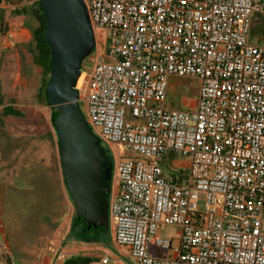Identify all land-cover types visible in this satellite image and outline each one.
I'll return each mask as SVG.
<instances>
[{"label":"built area","instance_id":"2783aa9c","mask_svg":"<svg viewBox=\"0 0 264 264\" xmlns=\"http://www.w3.org/2000/svg\"><path fill=\"white\" fill-rule=\"evenodd\" d=\"M83 2L94 64L75 90L112 164L114 247L134 264H264V47L249 43L264 0ZM170 77L197 79L195 109L166 105Z\"/></svg>","mask_w":264,"mask_h":264},{"label":"rangeland","instance_id":"374dc122","mask_svg":"<svg viewBox=\"0 0 264 264\" xmlns=\"http://www.w3.org/2000/svg\"><path fill=\"white\" fill-rule=\"evenodd\" d=\"M101 32H97L100 38ZM250 35L264 38V15L253 13L250 23ZM92 55L82 63V70L93 67ZM198 81L194 78L170 77L166 95V105L170 108L183 109L182 101L195 98L198 94ZM81 110L83 107L80 105ZM28 116L36 119L30 138H10L13 150L5 160L0 142V187L8 184L3 199L2 222L7 244V254L11 264H62L67 258L80 253L91 257H100L104 253L116 255L112 243L111 228L108 222L107 233L99 236L105 243V249L96 244L79 241L75 234L68 233L70 220L74 214L73 205L68 199L62 182L59 166L57 140L48 130L50 111L45 115L28 110ZM13 125L10 132H14ZM105 149L104 145L101 144ZM5 163V162H4ZM27 164V166L25 165ZM264 232V211L262 218ZM179 228L163 226L161 236L172 238ZM4 235L2 238H4ZM63 241L65 244H63ZM84 249V250H83ZM124 250V249H123ZM125 251V250H124ZM120 264H134L130 258L119 257Z\"/></svg>","mask_w":264,"mask_h":264},{"label":"water","instance_id":"95a60500","mask_svg":"<svg viewBox=\"0 0 264 264\" xmlns=\"http://www.w3.org/2000/svg\"><path fill=\"white\" fill-rule=\"evenodd\" d=\"M46 22L50 80L45 95L57 134L59 166L74 204L77 236L90 240L108 231L111 163L78 102L76 82L95 36L83 0H37ZM2 0H0V4Z\"/></svg>","mask_w":264,"mask_h":264},{"label":"crops","instance_id":"0c3cea01","mask_svg":"<svg viewBox=\"0 0 264 264\" xmlns=\"http://www.w3.org/2000/svg\"><path fill=\"white\" fill-rule=\"evenodd\" d=\"M34 3L35 0H2L0 4V113L6 107L13 108L21 113L19 117L0 116V142L3 145L5 154V163L3 162L5 168L9 166V162L5 160L11 152L9 150L14 148L11 147L8 140L16 137L24 140L30 138L32 126L35 124L36 119L29 117L27 111L34 108L36 112L38 111L42 115L50 111L48 104L44 103L43 97L38 94L42 81V70L33 61L32 28L34 22L28 15L22 13L23 8H30ZM249 43L264 47V38L260 36L252 37L249 31ZM196 101L197 96L189 101L184 99L182 101L183 109H195ZM48 123V130H50L56 141L50 119ZM13 125L18 127L14 128V132H10L9 129ZM25 165L27 166V164ZM6 187H8L6 183H2L0 187V221L2 225V205ZM4 233L3 226L0 238L7 250V239ZM3 235L4 238H2ZM77 251V256L91 257L88 254L80 253L82 248ZM116 252V255L110 254V264H120L119 257L129 258L127 252L123 249H116ZM93 258L95 261L92 263L96 262L99 257Z\"/></svg>","mask_w":264,"mask_h":264},{"label":"trees","instance_id":"16d2710c","mask_svg":"<svg viewBox=\"0 0 264 264\" xmlns=\"http://www.w3.org/2000/svg\"><path fill=\"white\" fill-rule=\"evenodd\" d=\"M22 13L28 15L34 22V27L32 28V35H33V39H32V46H33V51H32V55H33V61L36 65H38L41 70H42V81H41V86L39 88L38 94L39 96L43 97V102L48 104L46 95H45V87L48 84L49 80H50V68H49V62H50V48L46 42L45 39V27H46V22L43 19V16L41 14L39 5L37 0H35V3L32 7L30 8H23L22 9ZM1 117H7V116H15V117H19L21 116V113L18 110H15L13 108H3L1 110L0 113ZM51 122V121H50ZM51 126L55 132V129L51 123ZM56 135V140H57V134L55 132ZM104 149V148H103ZM105 154L108 156V152L106 149H104ZM109 158V156H108ZM110 160V159H109ZM111 163V161H110ZM111 175H112V164H111ZM63 180V179H62ZM63 185H64V181H63ZM64 189L65 192L68 196V199L70 200V202L73 205V209H74V214L71 218V227L68 230V233H73L76 235L75 231L72 230V227L75 226L74 224V220L76 217V212H75V208H74V204L70 198V195L68 194L65 185H64ZM108 196H109V192H108ZM107 196V199H108ZM109 222V221H108ZM73 224V226H72ZM101 234H98L97 237H92L90 240H87L86 238L80 237L78 236V238H80L79 241L85 242L87 244H96L99 245L103 248L105 247V243H103L102 241H100L99 236ZM77 236V235H76ZM63 244H65V242L63 241ZM93 261H95V259L93 257H85V256H71L69 258H67L63 264H91Z\"/></svg>","mask_w":264,"mask_h":264},{"label":"flooded vegetation","instance_id":"af4514ba","mask_svg":"<svg viewBox=\"0 0 264 264\" xmlns=\"http://www.w3.org/2000/svg\"><path fill=\"white\" fill-rule=\"evenodd\" d=\"M72 226H73V224H72ZM70 227H71V220H70V224H69V229H70ZM76 229H77V226H73V227H72V230H73V231H75Z\"/></svg>","mask_w":264,"mask_h":264}]
</instances>
